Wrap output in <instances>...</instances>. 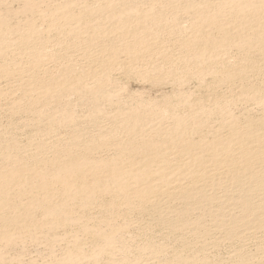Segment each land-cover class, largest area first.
Here are the masks:
<instances>
[{"label":"bare ground","instance_id":"obj_1","mask_svg":"<svg viewBox=\"0 0 264 264\" xmlns=\"http://www.w3.org/2000/svg\"><path fill=\"white\" fill-rule=\"evenodd\" d=\"M147 1L101 0V3L98 4L97 1L93 6L83 3L86 6L82 5L81 10V3L75 0L80 6L79 11L76 4L77 12L75 13L71 10V6H76L75 2L66 0V3L60 6V11L54 13L58 22L50 19V25L53 24L52 21H55L54 24L57 26L54 32L57 33V39L53 42L61 47L59 50L48 52L44 49L46 44L42 40L38 41L40 44L38 46H36L37 42L35 44L30 41L31 37L36 38L33 41L38 40L37 37L41 34V30L33 27L31 22L27 25L28 28L25 27L27 30L24 28L25 32L21 33L22 40L18 38L21 41L19 40L20 43L17 44L20 50L16 52V56L6 60L10 57L6 55L8 51L4 52L7 49L3 45L0 46V59L5 55L8 56L0 60L2 61L0 62V80L7 85V88L0 86L1 98L8 99V108L12 115L25 111L30 114L33 112L31 115L33 121L31 120V123L29 120L30 123L36 127H41L43 123L42 131L44 130L46 134H50L57 127H62V130L72 127L73 124L70 127V123L75 119H71L70 111L73 112V110L69 108L73 103L69 102V108L63 105L66 106V108L62 106L63 109L58 104L69 92L77 94L75 99L77 98L78 102L92 100V104L89 103L92 107L88 104L89 110L88 112L84 110V113L87 112L91 117L89 120L92 119L98 129V116L104 112L101 113L103 107L100 108L102 103L100 100H105L106 83L110 82L113 72L115 73L117 69L124 75L136 77L139 75L138 68H141L142 72L150 68L149 71H159L160 74L161 71L165 73L170 70L171 63H179L180 74L184 75L187 72L196 79H202L208 74L214 75L215 79L208 84L207 95H203L205 98L201 99L198 96L199 98L193 97L192 100H183L187 102L185 105L179 104L180 101L178 103L175 101L177 104L169 103L170 106L172 104L175 107L174 110L178 107V110L184 109V113L173 112L170 109H173L172 106L167 110L168 107L162 109L164 106L162 105L158 110L153 107L154 104L146 102L147 105H145L142 102L144 107L128 110L121 120L122 123H117V126L116 123L115 126L110 124L112 127L110 130L107 131L104 125H100L105 130L96 133L97 136L99 135L98 139L95 133L94 136L89 134L91 131L86 124L82 126L87 127L89 133L79 127L73 128L74 126L72 132L70 131L68 135L64 134V137L60 132L58 133L60 135H45L42 132L45 137H41L42 139L37 137L39 140L28 144L31 147L24 151L21 150V146H17L20 143H16L17 140L13 136L8 138V143H6L7 140L3 142L5 139L1 138L0 241L6 240L11 243V240L19 237L21 233L26 231L31 233L29 228L37 230L65 227L67 226L65 224L69 222L72 224V221L76 220L75 217H78H73L76 210L72 209L73 213H71V206L79 208L83 205L84 209H90L91 205L96 207V203L103 201V204L110 207L108 211H105V205V210L103 209L105 212H109L110 209L116 213L118 210H124L127 211L124 213H127L129 218L128 212L131 210L136 211L137 213L134 212V214L136 213L139 217L140 214L143 216L147 214L148 221L153 224L148 225V230L150 226H156L161 230V235L176 242L179 252L177 253L178 250L175 248L177 253V258L173 255L176 258L175 264L197 261L199 253L205 254L222 245L232 247L231 258L229 263L221 261L220 264H264V7L260 5L261 9L260 6L256 9L251 6L252 0H218L215 11L235 9L238 16H232V19L225 16L215 19L210 9H207L212 4V0H195L193 2L196 4L191 3V7L194 4L195 8H191L190 11L187 10L189 0L185 3L180 0L177 3L161 0L156 10L153 7L148 9V6L145 8ZM215 2L217 0L213 3ZM179 7L184 8L187 17L190 18L185 27L180 25L175 15ZM218 12L215 14L221 15L222 12L219 14ZM236 16L238 20H233ZM4 19L0 15L1 28L4 26L6 28ZM70 37L74 39L71 40ZM47 38L44 39L47 40ZM80 39H84L83 42ZM172 44L177 47H175L176 52L171 46L172 50L169 49V45ZM233 48L246 58L249 55L254 58L251 56L254 54L260 60L249 58L251 61H248L245 58L246 63L244 60L236 63L233 61L234 64L231 65V56L223 59L225 55L221 54L228 53V50ZM77 56L85 57L88 62L92 61V65L87 66L86 61L84 63L86 67H80L81 69L76 67L78 66ZM160 58L162 60H159ZM224 61H230L226 63L230 66L224 65ZM51 64H55L56 70L51 68ZM247 70L252 73H248ZM141 75L144 76L142 73ZM92 77H98L100 80L96 78L97 82L88 84L86 79L91 80ZM90 80L89 82H94ZM221 84L225 85L226 93L221 89L222 92L219 91V87H223ZM233 87L238 89L235 92L237 99L228 98V94L233 96ZM16 90L20 93L19 95L17 93L18 97L13 96V91L16 92ZM108 97H110L109 94ZM76 100H74L75 104ZM229 100H243L246 101L245 104L247 101H252L253 104L255 102L259 107L258 113L254 112L255 115H252L253 113L250 112L252 110L242 108L244 112L233 114L228 110ZM66 101L68 102V99ZM110 101L107 103H114ZM67 102L64 103L68 104ZM44 105H47L46 109L50 107V110L42 111L41 107ZM120 105L124 106L121 103ZM60 108L61 110H58ZM120 109L123 111L124 107L119 108V111ZM122 111L120 115H123ZM114 112L116 115V110ZM109 113L111 112L106 113L107 116ZM14 115L10 116L15 117ZM83 116L87 117L86 114ZM24 117L30 119L29 116ZM114 120L116 121V118ZM23 121L24 119L20 122L21 125ZM213 121L215 124L211 126ZM88 122L86 123L89 125ZM58 129L60 128L54 131H61ZM40 131L38 130L39 136ZM118 133L120 137L117 136ZM105 144L113 145L118 154L116 159L111 156L108 157L111 159H104L108 155H101L102 158L100 155L97 156L99 152H102L101 148ZM100 149L101 151H98ZM117 154L114 155L117 156ZM94 200L98 202L95 203ZM135 202L136 207V204H131ZM77 203L78 205H75ZM92 203L95 205L93 206ZM100 205L102 208V203ZM122 206L127 208H121ZM35 209H38L40 213L38 214ZM105 212L102 215L108 216L111 213ZM35 213L41 218L39 219V216L37 218ZM131 214H133L132 211ZM114 218L112 214L104 218L101 221L104 225L102 229L97 228V224L95 228L88 227L91 224L86 225L80 218L84 224H76H79V227L89 236V242L91 241L89 251L87 249L89 253L80 246L82 243L79 240L74 247L75 250L71 248L73 251H70L69 258H65L70 260L68 264H76L77 261L79 264L78 258L87 253L89 257L86 258H90L91 264H97L101 256L115 251V244L120 243L116 241L123 235L120 234L121 227L114 222ZM121 221L124 224L129 222ZM124 231L121 233L123 234ZM145 233L147 235V232ZM145 238L147 240L148 237ZM152 244L154 248L151 247ZM152 244H146L147 253L154 249L157 251L155 243ZM142 249L141 251L144 250ZM183 250L191 251L188 257L183 256Z\"/></svg>","mask_w":264,"mask_h":264},{"label":"rangeland","instance_id":"obj_2","mask_svg":"<svg viewBox=\"0 0 264 264\" xmlns=\"http://www.w3.org/2000/svg\"><path fill=\"white\" fill-rule=\"evenodd\" d=\"M66 0H0V15H2L5 19V25H6V28H5V26H4V28H5V30H7L6 32H5V30H4V28H1L0 29V46L1 45H3L4 47H5V49H7L6 51H4V52H6L7 53V51H8V53L6 54V55H8V56H10L9 58H6V57H8V56H6L5 55V57L3 58H1L2 60L3 59H5L6 58V60L7 59H10V58H12V57H14V56H16L17 54H16V52H18V50H20V48H19V45H17V44H19L20 42H19V40L21 39V33H23V32H25V29L27 30V25L31 22L32 23V26L33 27H37L38 29H40L41 30V34H40V37H37L38 38V40H35V41H33V39H36V38H30V41H32L33 43H35L36 44V42H37V45L36 46H38V45H40L39 44V42H41L40 40H42V42H45V44L46 45H44V49L46 50V51H48V52H51V50H53V51H57V50H59L61 47L56 43L55 44V39H57L56 38V36H57V33L55 34L54 32H56L55 31V29L57 30V26H55V21L56 22H58L57 20H56V17L57 16H55L54 15V13H57V12H59L60 10L59 9H61V5H63L62 3H66L65 2ZM69 1H71V2H75V0H69ZM80 5H81V10H82V8H83V6L82 5H85L86 3H89L90 5H95V3H97V1H98V4H99V2L101 3V0L99 1V0H76ZM96 1V2H95ZM164 1H166V0H164ZM171 1V3H177V1L178 0H170ZM170 1L169 0H167L166 2H168V3H170ZM182 1V3H185V2H187L188 0H180V2ZM193 1H195V0H189L188 2H189V8L187 9L188 11H190V10H192L191 8H195L194 6V4H196V2H193ZM216 1V0H215ZM221 1V0H220ZM238 1H240V0H238ZM253 2H252V4H251V6H253V7H255L256 9L261 5L262 7H264V1L263 0H252ZM77 2H75L74 4L76 5V4H78ZM179 2V1H178ZM194 3V4H192L193 6L191 7V3ZM214 2V0H212V4L210 5V7L209 8H207V9H210L209 11H210V13L212 12V14L215 16V19H221L222 17H228L229 19H232V16H235V15H237L238 14V12L235 10V9H228L229 11H227V9L226 10H223V11H220V12H222L221 13V15H216L217 14V12L218 11H215V10H217V8H216V6H215V4L216 3H218L219 1L217 0V2H215V3H213ZM83 3H85V4H83ZM94 3V4H93ZM158 3H161V0H150V2H149V0L146 2V4H145V8L148 6V9L149 8H152L153 7V9L154 10H156V9H158L159 8V6H160V4H158ZM79 4H78V7H77V5L76 6H74L73 5V7L71 6V10H72V12H77V8H79L80 6H79ZM89 4H87L88 6H89ZM29 6V7H28ZM60 8H59V7ZM86 6V5H85ZM150 6V7H149ZM158 6V7H157ZM196 6H198V5H196ZM214 6V8H212ZM261 6L259 7L260 9H261ZM75 7H77V8H75ZM56 9V10H54V9ZM180 8H182V7H179V9ZM31 9V10H30ZM33 9V10H32ZM178 9V10H179ZM206 9V12H208L209 13V11ZM54 10V11H53ZM59 10V11H58ZM79 11H80V8L78 9ZM177 10V12H175V15H177L176 17H177V21H179L181 24V26L183 25L184 27H185V24L186 25H188V21H190V18L189 17H187L188 15L186 14V12L184 11V8H182V10L180 9L179 11ZM234 10V11H233ZM264 10V9H263ZM52 11V12H51ZM56 11V12H55ZM78 11V12H79ZM183 11V12H182ZM214 11V12H213ZM228 13H227V12ZM51 12V13H50ZM185 12V13H184ZM220 12H218V14L220 13ZM224 12H226V13H224ZM229 12H230V14H229ZM232 12H234V13H232ZM53 13V15H51ZM182 13V14H181ZM184 13V14H183ZM216 13V14H215ZM237 13V14H236ZM181 14V15H180ZM186 14V15H185ZM224 14V15H223ZM234 14V15H233ZM48 16V18H47V16ZM57 15V14H56ZM179 15V16H178ZM183 15H184V17H183ZM229 15V16H228ZM50 16V17H49ZM185 16H186V18H185ZM238 16V15H237ZM237 16L236 17H233L234 19L233 20H238V18H237ZM179 17V18H178ZM218 17V18H217ZM231 17V18H230ZM183 18V19H182ZM186 20H185V19ZM235 18H237V19H235ZM47 19V20H46ZM50 19H55V21H52V23L53 24H51L50 25V23H51V21H50ZM189 19V20H188ZM178 22V23H179ZM184 22V23H183ZM186 22H188V23H186ZM33 23H34V25H33ZM47 26H46V25ZM53 25V26H52ZM56 25H57V23H56ZM13 26V27H12ZM51 27V29H50V27ZM7 27H9V28H7ZM25 27H27V28H25ZM47 27V28H46ZM25 28V29H24ZM36 28V29H37ZM42 28H44V29H42ZM21 30V31H20ZM22 30H24V31H22ZM42 30H44L43 32H42ZM5 32V33H4ZM45 32V33H44ZM44 34H45V36H44ZM47 34V35H46ZM49 34V35H48ZM43 35V36H42ZM82 35V34H81ZM19 36V37H18ZM43 37V38H42ZM49 38V41H47L48 40V38H47V40H45L44 38ZM54 37V38H53ZM5 39V40H3V39ZM18 38H20L19 40H18ZM2 39V40H1ZM44 39V40H43ZM70 39L72 40V39H74V37H70ZM22 40V39H21ZM20 40V41H21ZM52 40V41H51ZM81 40V39H80ZM82 40H84V39H82ZM81 40V41H82ZM3 41H5V42H3ZM39 41V42H38ZM53 41H55V42H53ZM9 42V43H8ZM83 42V41H82ZM3 43H5V44H3ZM16 43V44H15ZM173 45V44H172ZM172 45H169V49L172 47V49H173V51H175L176 52V46H172ZM15 46H18V47H16L15 48ZM48 46V47H47ZM59 46V47H58ZM171 46V47H170ZM7 47V48H6ZM14 47V48H13ZM50 47V48H49ZM176 47V48H175ZM9 48V49H8ZM10 48H11V50H10ZM174 48H175V50H174ZM172 49H170V50H172ZM236 49V48H235ZM234 48L233 49H230V50H228V53L226 52L225 54H221L222 56H224L225 55V57H223V59L224 58H229L230 56H231V63H230V61L228 62V61H224V65H226V66H230V64L232 65V64H234V62L233 61H235V63L238 61H241L242 62V60H244L245 62L244 63H246V59L248 60V61H251L252 59L254 60V58L256 59L257 57H255V55L253 54V55H251V56H254V58H252V57H249V56H247L248 58H246V57H244V56H242L243 54L241 53V52H239L237 49L235 50ZM14 51V52H13ZM22 51V50H21ZM52 51V52H53ZM236 51V52H235ZM238 51V52H237ZM20 52V51H19ZM10 53H12V54H10ZM234 53V54H233ZM240 53V54H239ZM3 54H5V53H3ZM93 54V53H92ZM242 54V55H241ZM2 55V54H1ZM13 55V56H12ZM238 55V56H237ZM2 56H4V55H2ZM228 56V57H227ZM237 56V57H236ZM242 58H241V57ZM246 56V55H245ZM78 57V56H77ZM235 58V59H234ZM244 58V59H243ZM246 58V59H245ZM251 60H250V59ZM0 59V60H1ZM78 66H76V67H86V66H84L85 64L87 65V66H89V65H92V61L91 62H88L87 60H85L86 58L85 57H83V56H79L78 58ZM234 59V60H233ZM257 59H259V58H257ZM159 60H162L161 58L159 59ZM159 60H157V62L159 61ZM260 60V59H259ZM87 61V62H86ZM0 62H2V61H0ZM80 62H81V65H80ZM86 62V63H85ZM160 62V61H159ZM230 63L229 65H227L226 63ZM261 62H263L262 60H261ZM85 63V64H84ZM156 63V62H155ZM247 63H249V62H247ZM172 64V65H171ZM170 65L172 66H169V64L168 65H166L167 67L169 66V69L170 70H168L169 71V73H166V72H168V71H165V73L163 72V71H161L160 72V74H159V71L158 72H156V71H149L150 70V68H147V71H143V72H145V73H147L146 75V77H145V73H143L142 71H140L141 70V68H138L139 70V75H136V73H135V75H136V77L134 76H130V75H127V74H125L124 75V73L122 74V72H118L119 70L117 69V70H115L116 72L114 73L113 72V75L111 76V78H110V82H108V83H106V89H107V92H106V94H105V96H106V98H105V100H104V98H103V100L106 102L105 104H104V101H102V100H100L102 103H100V105H101V109H102V107H103V109H102V111H101V113L104 111V112H106L107 110V112H111V113H109V116H107L108 114H106V113H104L103 112V114H105L104 116H102L103 114H99V116H98V121H97V123H99L98 124V129L95 127V125L93 124L94 122H93V120L92 119H90L89 120V118H91V117H89L88 116V114H87V110H89V105L90 104H92V100H90V99H87V100H83V101H80L79 100V102L75 99V97H76V95L77 94H75V92H74V94H72L71 92H69L68 94H66V96L64 97L65 99L63 100L65 103L67 102L66 100L68 99V104H65L63 101L62 102H59L58 104L60 105V107L63 109V107L64 108H66V106H68V108H69V105H70V103H73V105H70V110H73V112L72 111H70V113H71V119L72 118H74L75 120L74 121H72L71 123H70V127H71V125H72V127L73 128H76V127H79V128H82L85 132H90L89 134L90 135H93L94 136V133H95V135H96V133H99V131L100 130H105L106 128V130L108 131V130H110L112 127H111V125L112 126H115V123H116V126L118 125L117 123H122V119L124 118L123 116H124V114L126 113L127 114V112H128V110H130L131 108H134V107H137V108H140V107H142L144 104L145 105H147V103L146 102H148L149 104H154L155 106H153L154 108H158V110L160 109V107L162 106V105H164L163 107H162V109H166L167 107H168V109L167 110H169V108L172 106L173 107V109L172 108H170L171 110H173V112H175L176 111V113H184L183 111H185L184 109H180V110H178L179 109V107L177 108V110H174L175 109V107L172 105L173 103L174 104H177L179 101H180V103L179 104H183V105H185V103H187L186 101H183V100H192V99H194V98H199L198 96H200L201 97V99H203V98H205L204 96H206L207 94H206V92H208V84L209 83H211V82H214V78H213V76H210V75H205V76H203V78L201 79V78H198V79H196V77H194V76H192L191 74H188L187 72H185L183 69V71H182V73H184V75H186V76H184L183 74H180L181 73V71H179L180 69H181V67H179L180 65H179V63L177 64V63H171ZM175 66H174V65ZM55 65V64H54ZM54 65L53 64H51V68H53V69H55L56 70V68H54ZM179 65V66H178ZM174 66V67H173ZM177 66V67H176ZM176 67V69H174ZM179 67V69L177 70V68ZM137 68V67H136ZM135 68V69H136ZM78 68H76V70H77ZM81 69V68H80ZM149 69V70H148ZM174 70V71H173ZM138 71H137V73H138ZM171 71V72H170ZM174 73H173V72ZM180 73H179V72ZM144 75V76H142L141 75V73ZM151 73V74H149V73ZM152 72H153V74H152ZM155 72V73H154ZM247 72L248 73H252L250 70H247ZM158 73V74H157ZM150 76H153V77H150ZM166 74V75H165ZM167 74H170V75H167ZM188 74V75H187ZM211 74V73H210ZM121 75H124V76H121ZM191 75V76H190ZM113 76L115 77V78H113ZM126 76V77H125ZM128 76H130V77H128ZM138 76H139V78H138ZM143 78H142V77ZM156 76V77H155ZM182 76H184V77H182ZM100 77V76H99ZM150 77V78H149ZM97 78V80H100V78H98V77H96ZM95 77H92L91 78V80H90V78L87 80L86 79V81H87V83L88 84H90V83H95V82H97V80L95 81V79H96ZM211 78H213V79H211ZM92 79H94V80H92ZM182 79V80H181ZM89 80L90 81H94V82H89ZM114 80V81H113ZM181 80V81H180ZM112 82V83H111ZM205 82V83H204ZM92 84H91V86H92ZM108 84L110 85V86H108ZM113 85V86H112ZM206 85H207V87H206ZM0 86L1 87H3L4 88V86H6L5 88H7V85H6V82H4V81H1L0 80ZM223 86V87H222ZM236 86V85H235ZM234 86V87H235ZM221 87L222 88H220L219 87V91H224L225 92V85L224 84H221ZM234 87H233V89H232V91H233V96H229V94H228V98H230V99H234V98H236V96H235V92H237V90L238 89H234ZM110 88H111V90H110ZM114 88V89H113ZM221 89V90H220ZM8 90V89H7ZM109 90V91H108ZM113 90V91H112ZM221 91V92H222ZM14 93H16V94H14ZM17 93H18V95L20 94L17 90H16V92L15 91H13V96H15V97H18V95H17ZM71 93V94H70ZM226 93V92H225ZM225 93H223V94H225ZM108 94H109V96L111 97V99H109L110 97H108ZM198 94H202V95H198ZM17 95V96H16ZM68 95V96H67ZM179 95H181V96H179ZM194 95H197V96H194ZM204 95V96H203ZM183 96V97H182ZM67 97V98H66ZM78 97V96H77ZM180 97V98H179ZM185 97H186V99H185ZM194 97V98H193ZM233 97V98H232ZM0 98H1V96H0ZM3 98V99H2ZM1 99H0V141H2V139H5V140H3V142H5L6 140H7V142L6 143H8V138H10V136L12 137H14V138H16L15 140H17L16 141V143L17 142H19L20 144H17V146H21V150H25V149H27V148H29V147H31L30 145H28V144H32V143H34L35 142V140H37L38 138L39 139H42V138H44L45 137V135H53V134H55V135H60V134H58L59 132L61 133V135L63 134V137H64V134L65 135H68L69 133H70V131L72 132V127L71 128H69V127H66V128H63V130H62V127H57V128H60L61 129V131H58V130H60V129H58L57 131L58 132H56V131H54L55 129H57V128H54V130L50 133V134H46L45 133V131L43 130L42 131V129H43V123H41L42 125H41V127H36V126H34V125H32L31 123H32V121H33V118L31 117V115H33V112H31L32 114H30V113H28V112H21V113H18V115H17V113H13V115L14 114H16V115H14L15 117H11V116H13L11 113H10V110H9V108H8V99H6V98H4V97H2ZM118 98V99H117ZM182 98V100H180ZM4 99H5V103H4ZM117 99V100H116ZM179 99V100H178ZM237 99V98H236ZM74 100H76V104H75V101ZM107 100V101H106ZM111 100V101H110ZM187 100V101H188ZM7 101V102H6ZM91 101V102H90ZM108 101H110V102H114V103H107ZM117 101V102H116ZM169 101V102H168ZM175 101H177V103L175 102ZM230 101V100H229ZM233 101V102H232ZM232 101H230L229 103H228V110H230L233 114H238V112H239V114H240V112H244V109L242 110V108H245L246 110H248V111H250V110H252V111H250L251 112V114L252 115H255L256 113H258V106H257V104L254 102V104H253V102L251 103V102H249V101H247V104H245V102L242 100H232ZM241 101V102H240ZM70 102V103H69ZM79 104H78V103ZM82 102H84V103H86V105L85 104H83ZM88 102V103H87ZM119 102V103H118ZM141 102V103H140ZM142 102L144 103L143 105H142ZM157 102V103H156ZM182 102V103H181ZM244 102V104H242ZM90 103V104H89ZM120 103L121 104H124V106L123 105H120ZM168 103V105L166 106V104ZM169 103H172L171 104V106L169 105ZM233 103V104H232ZM5 104V105H4ZM77 104H78V106H77ZM89 104V105H88ZM110 104V105H109ZM130 104V105H129ZM178 104V105H179ZM232 104V105H231ZM59 105H58V107H59ZM63 105H66V106H63ZM82 105H83V107H82ZM88 105V106H87ZM103 105H105V107L103 106ZM116 105H118V107L119 108H122V107H124V109H123V111H122V109H120V111H122V113H123V115H120L121 114V112L119 111V108L116 106ZM125 105H128V106H125ZM231 105V106H230ZM246 105V106H245ZM250 105V106H249ZM7 106V107H6ZM46 106V107H45ZM63 106V107H62ZM86 106L88 107V108H86ZM91 106V105H90ZM245 106V107H244ZM45 107V108H44ZM44 107L42 106L41 108H42V111H48V109L50 110V107L48 108V109H46L47 108V105H44ZM92 107V106H91ZM90 107V108H91ZM130 107V108H129ZM144 107V106H143ZM153 107H151V109H153ZM165 107V108H164ZM241 107V108H240ZM8 108V109H7ZM40 108V109H41ZM61 108L60 109H58V110H61ZM74 108V109H73ZM86 108V109H85ZM114 108V109H113ZM150 108V107H149ZM231 108V109H230ZM83 109V110H82ZM107 109V110H106ZM113 109V110H112ZM146 109H148L147 107H146ZM84 110H86L87 112L86 113H84L85 111ZM116 110V115H115V111ZM117 110L120 112H117ZM127 110V111H126ZM233 110V111H232ZM245 110V111H246ZM9 111V112H8ZM52 111V110H51ZM75 111V112H74ZM78 113H77V112ZM83 111V112H82ZM30 112V111H29ZM235 112V113H234ZM254 112H255V114H254ZM23 113V114H22ZM26 113H28V115L26 114ZM56 113V112H55ZM75 113V114H74ZM80 113V114H79ZM118 113H119V115H118ZM8 114H10V115H8ZM77 114V115H76ZM87 115V117L86 116H83V115ZM112 114V115H111ZM73 115H76V116H73ZM80 115V116H79ZM113 117V119H111L112 117ZM114 115H115V117H114ZM24 116H26V117H28L29 116V118L30 119H26ZM103 118H102V117ZM106 116H107V118H106ZM126 116V115H125ZM79 117V118H78ZM8 118V119H7ZM99 118H100V122H101V124H100V122H99ZM105 118V119H104ZM111 120H109V119ZM116 118V121L114 120ZM24 119V123H22V125H21V123L20 122H22V120ZM102 119V120H101ZM117 119H119V120H117ZM21 120V121H20ZM31 121V123H30V121ZM82 120H84L83 122H82ZM96 120V119H95ZM109 120V121H108ZM112 120H114V123H112L113 121ZM156 120V119H155ZM158 120V119H157ZM13 121V122H12ZM15 121V122H14ZM27 121H29L28 123H26ZM88 121H91L92 123H90V122H88ZM120 121V122H119ZM124 121V120H123ZM154 121V120H153ZM9 122V123H8ZM18 124H17V123ZM74 122V123H73ZM86 122H88V123H90L89 125L86 123ZM110 122V123H109ZM7 123V124H6ZM81 123V124H80ZM107 123H109V124H107ZM213 123V124H212ZM210 125L211 126H213L215 123H214V121L212 122ZM24 124V125H23ZM27 124H30V125H28L27 126ZM77 124H80V125H77ZM86 124V126L88 127L89 126V130L87 129V127L85 128V126H82V125H85ZM93 124V125H92ZM111 124V125H110ZM17 125V126H16ZM20 125V126H19ZM100 125H104V128L105 129H103L102 128V126H100ZM6 126H7V128H6ZM13 126H15V127H13ZM32 126V127H31ZM107 126H109V127H107ZM34 127V128H33ZM93 127V128H92ZM17 128V129H16ZM35 129V130H33V129ZM87 129V130H85V129ZM91 128V129H90ZM96 128V129H95ZM70 129V130H69ZM93 129V130H92ZM37 130V131H36ZM38 130L40 131V136H39V132H38ZM65 130H66V132H65ZM95 131V132H94ZM96 131H98V132H96ZM45 134V135H42L43 133ZM93 132V133H92ZM5 133V134H4ZM15 134V135H13V134ZM34 133V134H33ZM37 133V134H36ZM80 133V132H79ZM2 134V135H1ZM8 134H9V136H8ZM11 134V135H10ZM31 134V135H30ZM36 134V135H35ZM5 137H7V138H5ZM38 135V136H37ZM122 135V134H121ZM17 136V137H16ZM32 136H34V137H32ZM44 136V137H43ZM99 136V135H98ZM98 136L96 135V137H97V139H98ZM118 137H120V134L118 133V135H117ZM123 136V135H122ZM121 136V137H122ZM38 137V138H37ZM42 137V138H41ZM47 137V136H46ZM66 137V136H65ZM2 138V139H1ZM33 139V140H32ZM38 139V140H39ZM2 142V143H3ZM1 143V142H0ZM6 143H3V144H6ZM64 144H66V141H64ZM105 145H107V144H105ZM103 146L101 149H102V152H99L98 154H97V156H99L100 155V158H102V156L101 155H105V156H107V157H105L104 158V156H103V158L104 159H111V157L113 158V159H116L117 157H118V154H117V152H116V150L114 149V147H113V145H111V144H108L107 146ZM25 146V147H24ZM106 147V148H105ZM24 148V149H23ZM104 148V149H103ZM19 149V150H20ZM101 149L100 150H98V151H101ZM20 150V151H21ZM114 150V151H113ZM106 151V152H105ZM104 152V153H103ZM110 153V154H109ZM113 153V154H112ZM114 154H117V156L116 155H114ZM114 155V156H113ZM109 156H111L110 158H108ZM93 202H98L97 200L95 201H93ZM102 203V205H103V207L101 208L100 206V204ZM93 204V206L95 205L94 203H92ZM132 205H135L136 204V202L135 203H131ZM75 205H78V203L77 204H75ZM80 205V204H79ZM106 204H103V201L102 202H98V203H96V207L94 208V207H92V205H91V208L90 209H84V207H83V205H81L82 207H77V206H71V213H73V210L75 211L74 212V214H73V217L74 216H78L79 217V219H78V217H75L76 218V220H77V222H76V220H74V221H72V224H71V222H69V224L67 223V224H65V225H67V226H60V228H58V227H55L54 229L53 228H51V229H47V228H41V229H35L34 230V228H33V230H31L32 228H29V230L31 231V233H28V231H26L25 233H21V235L18 237H16V238H14V239H12L11 240V243H10V241H6V240H2V241H0V264H68L69 262H70V260L69 259H66L65 260V258H69L68 256H70V254H71V252L73 251V250H75L74 249V247L76 246V243H82V245H80L85 251H87V249H88V251H89V248H90V245H91V241L89 242V236L83 231V229L82 228H80L79 226L81 225V223H82V221H81V219L82 220H84V223H86V225L88 224H91V226L89 225L88 227H91V228H95V226H96V224H97V228H100L101 227V229H102V227L104 226L103 225V222H101V221H103L104 220V218H107V217H109V216H111V214H112V216H114L115 218H114V222L116 223V224H119L118 226L119 227H121V229H120V234L121 235H123V237H121V238H119L117 241H116V243L117 242H120L121 243V240H122V238H123V240H122V243L120 244H115L116 246H115V251H113L112 253H110L109 255L107 254L106 256L104 255V256H101L100 258H99V260H98V262H97V264H172V262H173V264H175L174 263V261H176V258H177V253L179 252V249L178 248H176L177 246V244H176V242H174V240H171L169 237H166V236H163V235H161L160 233H161V230L158 228H156V226H153V227H151L150 226V230H148L149 229V227H148V225H150L151 224V222L150 221H148L149 220V217H147V214H144V216L142 215V214H140V217H139V215H137L136 213V211H134V210H131L132 212H133V214H131V211H129L128 213L130 214L129 216H130V218L128 217V214L126 213H124V212H127V211H124V210H118V214L116 213V212H112L113 210H111L110 209V211L109 212H111V213H109V212H105V211H108V208H110L109 206H107L106 205V210H105V208H104V206H105ZM137 206V204L135 205V207ZM101 208V210H100V208ZM129 207V206H128ZM76 208V209H75ZM83 208V209H82ZM99 208V209H98ZM121 208H127V206H122ZM73 209V210H72ZM82 209V210H81ZM92 209V210H91ZM105 211H104V210ZM132 209V208H131ZM36 210V209H35ZM38 210V209H37ZM36 210V212L39 214L40 212H39V210L37 211ZM85 210V211H84ZM81 211H84V212H82L83 213V215H82V213H81ZM100 211H101V213H100ZM116 211V210H115ZM80 213L79 215L77 214V213ZM109 213V215L108 216H105L106 214H103L102 215V213ZM122 212V213H121ZM134 212H136L135 214H134ZM37 213H35L36 215H37ZM75 213L77 214V215H75ZM117 215H116V214ZM120 213V214H119ZM124 213V214H123ZM121 214H122V218H121ZM118 215H120V216H118ZM124 215V216H123ZM127 215V216H126ZM38 216L39 215H37V218H38ZM72 216V215H71ZM82 216V217H81ZM85 216V217H84ZM136 216H137V219H136ZM142 216V217H141ZM102 219L101 221H100V218ZM123 217H124V219H123ZM127 217V218H126ZM147 217V218H146ZM41 218V216H39V219ZM81 218V219H80ZM88 218V219H87ZM93 218H96V219H98L97 221L96 220H94ZM118 218V219H117ZM142 218V219H141ZM78 220L80 221V222H78ZM121 220H123V222H124V220H125V223L127 222V221H129V222H127L126 224H128V225H130V227H127V225L126 224H124V223H122V221ZM132 220V221H131ZM140 220V221H139ZM148 222H147V221ZM86 221H88V222H86ZM94 221H96L95 223H94ZM98 221H100L101 222V224H100V222H98ZM136 221V222H135ZM146 221V222H145ZM17 222H18V220H17ZM117 222H119V223H117ZM132 222V223H131ZM150 222V223H149ZM22 222H20V224H21ZM76 223H80V225L79 224H76ZM84 223H82V224H84ZM98 223H99V225H98ZM122 223V224H121ZM143 223H144V225H143ZM149 223V224H148ZM17 224H19V222L17 223ZM95 224V225H94ZM126 225V226H124V225ZM139 224V225H138ZM147 226H146V225ZM69 225V226H68ZM103 225V226H102ZM123 225V226H122ZM137 225V226H136ZM140 225H141V227L143 226V228L146 226V228H144V230H143V228L141 229V227H140ZM151 225H153V224H151ZM93 226V227H92ZM122 227H127V228H122ZM104 228V227H103ZM130 228V229H129ZM45 229V230H44ZM47 229V230H46ZM126 229H127V231H126ZM146 229H147V231H146ZM155 229V230H154ZM39 230H41V231H39ZM125 230V231H124ZM130 230V231H129ZM141 230H143V231H141ZM154 230V231H153ZM29 231V232H30ZM43 231H45V232H43ZM122 231H124L123 232V234L121 233ZM140 231V232H139ZM147 232V235H146V233L145 232ZM159 231V232H158ZM36 232V233H35ZM57 232V233H56ZM141 232H142V234H141ZM155 232V233H154ZM34 233V234H33ZM138 233V234H137ZM29 234V235H28ZM127 234V235H126ZM137 234V235H136ZM24 235H26V236H24ZM85 235V236H84ZM127 237H126V236ZM144 236V238H143V236ZM146 235V236H145ZM153 235V236H152ZM161 236V238H160V236ZM125 237V238H124ZM145 237H148L147 238V240H146V238ZM149 237H150V239H149ZM166 237V238H165ZM21 239V241H20V239ZM78 240H77V239ZM79 238H81V239H79ZM127 238L129 239V240H127ZM130 238H131V240H130ZM15 239H17V241L15 240ZM87 239V240H86ZM132 239H134V240H132ZM137 239V240H136ZM143 239H145L146 240V243L144 242V241H142ZM149 239V240H148ZM165 239V240H164ZM169 239V240H168ZM29 240V241H28ZM76 240V241H75ZM80 240V241H79ZM83 240H86V241H83ZM150 240H152V242L150 241ZM159 240V241H158ZM167 240V241H166ZM171 240V241H170ZM79 241V242H78ZM129 241V242H128ZM132 241V242H131ZM147 241H148V243H147ZM158 241V242H157ZM5 242L8 244H5ZM13 242V243H12ZM17 242V243H16ZM75 242V243H74ZM86 242V243H85ZM127 242V243H126ZM131 242V243H130ZM143 242V244H141ZM151 242V243H150ZM74 243V244H73ZM133 243V244H132ZM152 243H155V245L157 246H155V248H157V251H155L156 249H154L153 251H155L154 253H153V251H151V252H149L148 251V253H147V250H145L146 248H145V246H146V244L147 245H151ZM3 244H5V245H3ZM74 246H73V245ZM90 244V245H89ZM130 244V245H129ZM145 244V245H144ZM165 244V245H164ZM7 245V246H6ZM120 245H122L121 247H123V248H125V249H123V248H121V247H118V246H120ZM143 245H144V247H143ZM73 246V247H72ZM128 246V247H127ZM142 246V247H141ZM153 246V247H152ZM162 246V247H161ZM175 246V247H174ZM118 247V248H117ZM151 247L152 248H154V244H152L151 245ZM71 248H73V250L71 249ZM119 248H121V249H119ZM133 248V249H132ZM139 248V249H138ZM141 248H143L142 250L144 251H141ZM178 250V251H176V249ZM232 247H229V246H227V245H222V246H219L218 248H216L215 250H213V251H207L205 254L204 253H199V255H198V257H199V260H197V261H194V262H187L186 263V261H185V264H220V262L222 261L223 263H229V259L231 258L230 256H231V254H230V249H231ZM253 248V247H252ZM118 251H117V250ZM69 250V251H68ZM72 250V251H71ZM71 251V252H70ZM87 251V252H88ZM177 253H176V252ZM184 252H186V250H183ZM116 252V253H115ZM123 252V253H122ZM130 252V253H129ZM157 252V253H156ZM182 253L183 254V256L185 257H188V255L191 253V251L189 250V251H187L186 253ZM223 252V253H222ZM89 253V252H88ZM88 253L87 254H85V255H82L81 257H79L78 258V260H79V264H91V262H90V258H86L87 256H88ZM115 253V254H114ZM175 253V254H174ZM189 253V254H188ZM3 254V255H2ZM123 254H124V256H123ZM127 254V256H125ZM221 254V255H220ZM230 254V255H229ZM173 255H175L176 256V258H175V256H173ZM210 255V256H209ZM226 255V256H225ZM3 256V257H2ZM220 256H221V258H220ZM229 256V257H228ZM85 257V258H84ZM89 257V256H88ZM112 257V258H111ZM202 257V258H201ZM126 258H128V259H126ZM201 258V259H200ZM126 259V260H125ZM131 259V260H130ZM210 259V260H209ZM81 260V261H80ZM114 260V261H113ZM125 260V261H124ZM144 260V261H143ZM200 260H201V262H200ZM68 261V262H67ZM77 261V260H76ZM84 261V262H83ZM103 261V262H102ZM129 261V262H128ZM199 261V262H198ZM82 262V263H81ZM125 262H127V263H125ZM131 262V263H130ZM170 262V263H169ZM221 262V263H222ZM76 264H78V261H77V263Z\"/></svg>","mask_w":264,"mask_h":264}]
</instances>
